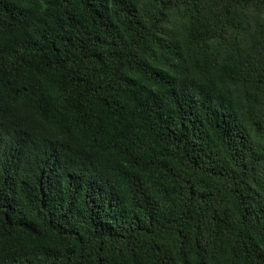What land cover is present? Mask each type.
Instances as JSON below:
<instances>
[{
	"label": "trees",
	"instance_id": "16d2710c",
	"mask_svg": "<svg viewBox=\"0 0 264 264\" xmlns=\"http://www.w3.org/2000/svg\"><path fill=\"white\" fill-rule=\"evenodd\" d=\"M0 264H264V0H0Z\"/></svg>",
	"mask_w": 264,
	"mask_h": 264
}]
</instances>
